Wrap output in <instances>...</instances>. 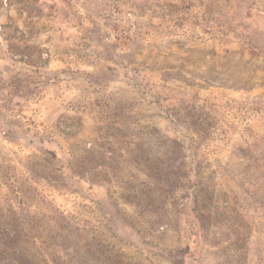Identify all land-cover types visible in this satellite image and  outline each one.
Masks as SVG:
<instances>
[{
  "label": "rangeland",
  "instance_id": "rangeland-1",
  "mask_svg": "<svg viewBox=\"0 0 264 264\" xmlns=\"http://www.w3.org/2000/svg\"><path fill=\"white\" fill-rule=\"evenodd\" d=\"M0 264H264V0H0Z\"/></svg>",
  "mask_w": 264,
  "mask_h": 264
}]
</instances>
